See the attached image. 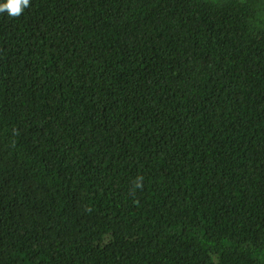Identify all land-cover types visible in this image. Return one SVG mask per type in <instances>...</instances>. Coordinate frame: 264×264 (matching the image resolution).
I'll use <instances>...</instances> for the list:
<instances>
[{"label": "trees", "instance_id": "trees-1", "mask_svg": "<svg viewBox=\"0 0 264 264\" xmlns=\"http://www.w3.org/2000/svg\"><path fill=\"white\" fill-rule=\"evenodd\" d=\"M0 264H264V0L0 13Z\"/></svg>", "mask_w": 264, "mask_h": 264}, {"label": "clouds", "instance_id": "clouds-1", "mask_svg": "<svg viewBox=\"0 0 264 264\" xmlns=\"http://www.w3.org/2000/svg\"><path fill=\"white\" fill-rule=\"evenodd\" d=\"M30 0H6V2L0 3V13L7 12L10 17H19L25 8L29 7ZM143 177H138L135 182L134 189L142 188L143 185L140 181Z\"/></svg>", "mask_w": 264, "mask_h": 264}]
</instances>
